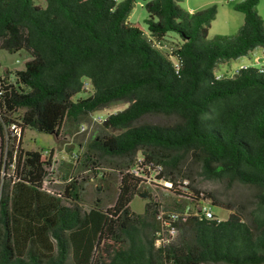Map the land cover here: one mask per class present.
<instances>
[{"label": "trees", "instance_id": "obj_1", "mask_svg": "<svg viewBox=\"0 0 264 264\" xmlns=\"http://www.w3.org/2000/svg\"><path fill=\"white\" fill-rule=\"evenodd\" d=\"M179 1H147L145 30L127 21L134 0H0V49L29 54L23 69L0 73V264H264V61L232 76L213 72L264 50L258 0L236 3L244 15L236 34L211 40L216 7L189 13ZM85 81L89 95L75 98L87 90ZM118 103L125 107L97 123L79 161L96 176L100 159L119 160L110 163L118 175L113 203L85 209L77 176L49 190L54 150H24V128L58 139ZM147 115L173 121L141 122ZM139 156L162 165L175 195L224 205L212 192L181 183L191 179L180 175L190 158L207 180L254 188L253 207L217 221L150 198L137 214L129 203L140 180L126 169ZM163 207L181 215L173 222L176 236L157 246Z\"/></svg>", "mask_w": 264, "mask_h": 264}, {"label": "rangeland", "instance_id": "obj_2", "mask_svg": "<svg viewBox=\"0 0 264 264\" xmlns=\"http://www.w3.org/2000/svg\"><path fill=\"white\" fill-rule=\"evenodd\" d=\"M37 4L44 5L43 0H35ZM121 1V0H117ZM149 0H134L133 8L128 15L127 21L130 23H137L143 29L146 30L145 19L148 14L144 7V4ZM243 0H180L178 5L189 13L198 11L200 9L214 5L216 7V14L211 21L208 32L207 40L213 39L216 35L232 36L236 34L239 27L244 21V15L242 12L234 9V5ZM256 11L263 20L264 24V0H258L256 5ZM168 36L179 38L175 33H169ZM29 58V54L25 51L9 53L0 49V73L7 67L14 72L24 68V61ZM258 59V60H257ZM260 59V60H259ZM264 61V50L261 47H256L250 51L247 55L240 56L235 59L218 64L214 69V75L219 77L221 75L232 76L234 72L240 67L244 66H258ZM90 93L88 88L85 92L78 93L75 98L86 97ZM125 107V104L118 103L111 105L102 110H97L92 115L105 118L108 114L114 113ZM173 118L161 116V115H147L141 119V122L166 124L171 123ZM87 128L79 133L78 127L71 134H61L58 139L53 134H46L39 132L31 127H25L21 138V147L24 150H54V160L57 162L54 170V174L51 177L57 182L47 185L49 190L59 191L63 189L64 183L62 181L69 175H76L83 180V192H82V205L84 208H89L94 201L99 202L101 205H111L116 195V186L118 183V175L115 170V166L110 163L117 162V159L102 158L99 160V167L104 168L102 173L104 180L100 181L96 178L93 182L86 180V168L79 167V161L82 157V153L86 150L88 143L93 137H95L99 131V125L97 123L91 124L85 123ZM71 152L79 153L77 162L69 160ZM65 157V159H63ZM92 157L96 159V155L92 154ZM188 174L191 179L185 180V183H190L193 187L202 190L212 192L216 198L223 203L221 207H214V212L221 219H225L232 211H239L242 215L246 216V213L253 207L255 198V189L242 185L239 183H233L228 185L224 182L210 181L202 176L198 175V169L192 163L191 159L185 160L181 166L180 175ZM180 177V176H179ZM146 191L151 197L142 198L138 196L139 192ZM129 203L131 211L141 214L144 212V206L148 199H154L163 206L171 207L174 202H180L183 205L190 204V199L182 198L174 195L173 193L164 190L161 187L141 189ZM187 195L190 194L188 191ZM226 204L232 206V210L226 207ZM223 206V207H222Z\"/></svg>", "mask_w": 264, "mask_h": 264}, {"label": "built area", "instance_id": "obj_3", "mask_svg": "<svg viewBox=\"0 0 264 264\" xmlns=\"http://www.w3.org/2000/svg\"><path fill=\"white\" fill-rule=\"evenodd\" d=\"M85 88L88 89L87 81H85ZM103 119L104 118H101L99 116L94 117L93 115H91L90 123L91 124L99 123ZM86 128H87V125L85 123H83L80 125L78 132L81 133ZM10 129L13 130V132L16 135H18L20 132V129L17 126H15L14 124H12L10 126ZM43 152L46 153L47 150H44ZM76 156H77V153L71 152L68 159L73 161L74 159L77 158ZM63 159H65V157H63ZM95 168L99 171L98 175H96V176L90 175L88 169L85 170V173L89 174L87 176L88 182H93L96 178H99L102 174L103 169H104V168H101L99 166H95ZM126 172L140 180L139 185H138V188L140 190L143 188L147 189V188H153V187L154 188L161 187L164 190L171 192L169 189L172 187V184H169L168 181L161 180V175L159 174L158 168H153V167H150L149 165H147L146 162L144 161V157H142V156L135 157V160L133 162V168L126 169ZM75 176L76 175H69L66 179H64L62 181V183H64V185L69 183L70 181H72V179H74ZM77 177H78V179H80L79 176H77ZM52 181H53L52 183L57 182L55 179ZM181 183L183 185H186L185 180H183ZM179 188H182V186H180ZM182 191H184L186 193L188 192V190H186L184 188H182ZM189 195H191V193ZM176 196H178V195H176ZM179 197H182V196H179ZM182 198H188V197H182ZM188 199H190V204L184 205V209L182 210V214L188 215V214H193V213L194 214L200 213L206 219H214L217 221L221 220V218H219V216L214 212V210H213L214 206L211 204L210 200L198 199L196 201H193L191 198H188ZM179 215H181L180 212L166 211V210H164V207L160 209V212L157 215V218L162 220L163 230L165 231V233L163 234V237L161 239L155 240V244L157 246L160 245L161 242H168L176 236L177 228L173 225V222L175 221L176 218H178Z\"/></svg>", "mask_w": 264, "mask_h": 264}, {"label": "bare ground", "instance_id": "obj_4", "mask_svg": "<svg viewBox=\"0 0 264 264\" xmlns=\"http://www.w3.org/2000/svg\"><path fill=\"white\" fill-rule=\"evenodd\" d=\"M144 161L146 162L147 165H149L150 167L153 168H158L159 174L161 175V180L163 181H168L169 184H172L169 180L164 179V174H163V167L160 164L154 163L153 161H147L144 159ZM129 168H133V164L129 167Z\"/></svg>", "mask_w": 264, "mask_h": 264}, {"label": "water", "instance_id": "obj_5", "mask_svg": "<svg viewBox=\"0 0 264 264\" xmlns=\"http://www.w3.org/2000/svg\"><path fill=\"white\" fill-rule=\"evenodd\" d=\"M138 196H140L142 198H146L147 197V194L145 193V191H143V192H139L138 193Z\"/></svg>", "mask_w": 264, "mask_h": 264}, {"label": "crops", "instance_id": "obj_6", "mask_svg": "<svg viewBox=\"0 0 264 264\" xmlns=\"http://www.w3.org/2000/svg\"><path fill=\"white\" fill-rule=\"evenodd\" d=\"M257 60H258V59H257ZM259 60H260V59H259ZM25 61H26V60H25ZM25 61H24V62H25ZM6 68H7V67H6ZM85 209H88V208H85Z\"/></svg>", "mask_w": 264, "mask_h": 264}]
</instances>
